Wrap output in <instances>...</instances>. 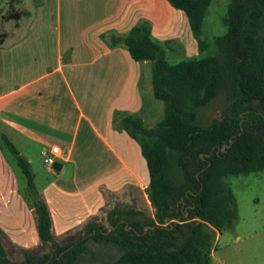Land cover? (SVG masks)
<instances>
[{"label": "trees", "instance_id": "obj_1", "mask_svg": "<svg viewBox=\"0 0 264 264\" xmlns=\"http://www.w3.org/2000/svg\"><path fill=\"white\" fill-rule=\"evenodd\" d=\"M166 1L186 15L198 49L206 51L203 26L212 0ZM18 2L10 3L5 18L29 14L15 9ZM224 23L215 53L177 63L167 60L149 20L111 37V45L124 44L134 60L151 61L153 93L164 103V116L154 127L133 114L120 120L146 160L154 217L134 205H114L106 215L109 226L94 216L80 229L56 235L31 163L1 134L25 176L39 246L51 249L28 250L14 260L5 244L15 245L0 228V264H82L85 255H94L90 242L118 250L109 264H211L213 230L221 233L238 219L237 200L225 178L264 169V0H231ZM5 36L0 34V42ZM220 94L229 103L223 118L202 124L200 110Z\"/></svg>", "mask_w": 264, "mask_h": 264}, {"label": "crops", "instance_id": "obj_2", "mask_svg": "<svg viewBox=\"0 0 264 264\" xmlns=\"http://www.w3.org/2000/svg\"><path fill=\"white\" fill-rule=\"evenodd\" d=\"M12 1L0 0L1 20H13L5 18ZM18 1L16 8L24 2L21 11L29 14L17 19L27 21L10 27L21 31L0 25L6 34L0 42V127L35 143L40 155L52 145L66 151L60 169L44 165L56 179L42 191L60 236L80 229L110 202L102 189L148 187L149 174H140L141 147L120 128L123 115L143 120L146 114L142 64L148 60H134L124 44L111 45V37L153 19L157 0ZM148 84L153 91L152 66Z\"/></svg>", "mask_w": 264, "mask_h": 264}, {"label": "rangeland", "instance_id": "obj_3", "mask_svg": "<svg viewBox=\"0 0 264 264\" xmlns=\"http://www.w3.org/2000/svg\"><path fill=\"white\" fill-rule=\"evenodd\" d=\"M162 1L168 4L166 0ZM230 1L212 0L203 26V37L208 47L206 51L200 52L186 15L170 4L165 6L161 0H157V13L149 21L154 27V37L166 52L167 60L170 63H177L189 57L215 53L217 51L215 37L223 35L227 29L224 17L227 15ZM27 3L29 5L36 4L34 0H27ZM37 3L39 2L37 1ZM18 5L19 2L15 4V6ZM23 6L24 8L27 7L23 2L20 7L15 9L21 12ZM143 9L148 12L146 7ZM25 21H27V18L23 20L17 18H13V20L0 19V25L5 26L4 28L8 30L12 29V31L19 32L20 29H13L10 25L14 26L19 22L24 26ZM107 38L109 40L110 36H107ZM151 66L150 61L145 65L142 64L144 78L142 93L145 97L146 113L142 116L147 127H154L164 116V103L162 100L155 98L148 84L151 78ZM228 104L225 94H220L207 107L200 110L198 114L199 121L202 124H208L214 118H223ZM2 132H5V135L22 156L27 159L30 158L31 168L35 174L36 189L41 198L44 196L42 193L44 186L50 185L56 179V175L45 168L46 165L40 155L39 147L35 143L24 139L5 126L0 127V228L15 245L11 247L8 243L5 244L7 249L10 250L11 257L14 260H22L28 250L35 251L38 249V253H43L48 252L51 246L33 244L34 238H38V234L34 210L31 205V196L27 192L26 179L17 164L15 156L2 139ZM63 151L66 153L64 149ZM2 156H4L3 158L7 164ZM141 157L143 165H141L142 172L140 174L146 173L148 175L146 162L142 154ZM60 173L63 175L64 172ZM225 179L230 184L237 200L238 219L232 227L224 229L221 233L211 228L215 232L211 264H264V169L250 174L230 175ZM102 193L108 199L112 197L110 204L104 209L102 207L96 216L99 222L105 226H109L106 215L114 205H134L145 210L147 215L155 216V209L151 206V203L144 200L148 197L147 188L141 191L135 185L129 183L119 190L112 191L104 188ZM79 200L78 195L72 199L74 205H78ZM90 245L94 255L90 253V255H85L82 264L101 262L109 264L119 254L118 250L112 245L94 242H90Z\"/></svg>", "mask_w": 264, "mask_h": 264}, {"label": "built area", "instance_id": "obj_4", "mask_svg": "<svg viewBox=\"0 0 264 264\" xmlns=\"http://www.w3.org/2000/svg\"><path fill=\"white\" fill-rule=\"evenodd\" d=\"M64 154L63 149L59 145H52L48 148H43L41 151L44 164L49 168H54L55 163L62 159Z\"/></svg>", "mask_w": 264, "mask_h": 264}, {"label": "water", "instance_id": "obj_5", "mask_svg": "<svg viewBox=\"0 0 264 264\" xmlns=\"http://www.w3.org/2000/svg\"><path fill=\"white\" fill-rule=\"evenodd\" d=\"M231 143H232V140H231V142H230V144H229V145H225V146H230V145H231Z\"/></svg>", "mask_w": 264, "mask_h": 264}]
</instances>
